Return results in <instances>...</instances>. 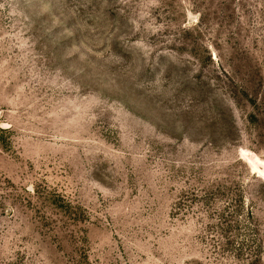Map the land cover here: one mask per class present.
<instances>
[{
  "label": "rangeland",
  "instance_id": "rangeland-1",
  "mask_svg": "<svg viewBox=\"0 0 264 264\" xmlns=\"http://www.w3.org/2000/svg\"><path fill=\"white\" fill-rule=\"evenodd\" d=\"M0 264H264V0H0Z\"/></svg>",
  "mask_w": 264,
  "mask_h": 264
}]
</instances>
